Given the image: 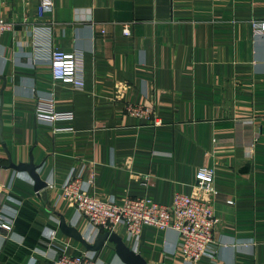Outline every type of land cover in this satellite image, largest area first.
I'll list each match as a JSON object with an SVG mask.
<instances>
[{
	"label": "crops",
	"instance_id": "obj_1",
	"mask_svg": "<svg viewBox=\"0 0 264 264\" xmlns=\"http://www.w3.org/2000/svg\"><path fill=\"white\" fill-rule=\"evenodd\" d=\"M36 6L0 0V17L12 22L0 30V182L12 220L10 232L0 231V264H51L61 248L87 251L58 228L62 216L87 231L58 199L71 167L99 199L169 204L175 192H194L202 166L213 170L219 223L212 257L195 264H264V32L251 25L264 20V0H53L41 21L53 22V48L77 54L82 88L52 79L47 47L32 33ZM118 83L127 86L122 99L113 98ZM38 96H52L72 120L38 121ZM126 104L152 107L161 123L127 114ZM7 153L37 165L47 182L39 194L27 172L5 168ZM114 233L147 264H183L172 229ZM92 252L102 264H126L109 242Z\"/></svg>",
	"mask_w": 264,
	"mask_h": 264
},
{
	"label": "built area",
	"instance_id": "obj_2",
	"mask_svg": "<svg viewBox=\"0 0 264 264\" xmlns=\"http://www.w3.org/2000/svg\"><path fill=\"white\" fill-rule=\"evenodd\" d=\"M53 6V0H37L36 22L32 26L36 46L44 45L45 59L49 62L53 80L69 83L74 88L84 86L83 70L81 62L75 52H64L51 46L50 35L53 22L41 21L44 13ZM252 29L256 32H264V20L251 21ZM12 22L0 17V30L10 29ZM101 32H104L101 29ZM122 34H131L129 22L122 24ZM126 84L118 83L114 86L113 98L122 99L126 90ZM124 110L131 116L151 121L154 125L160 124V120L154 115L152 107L126 104ZM35 116L38 121L53 124L55 121L72 120V111H57L52 96H38L35 106ZM71 127H55L54 131L71 130ZM148 175L142 176L146 183ZM194 192L183 194L175 192L169 204H161L146 196L122 198L119 202L114 200H102L88 193L75 167H71L62 184L58 199H64L82 215L87 222L85 239L89 235L96 236L102 232H115L118 227L125 228L128 236L137 238L145 226L158 229H172L177 233L183 264H195L204 255L212 257L214 250V232L219 219L214 213L213 201L216 194L214 187L213 170L202 166L195 173ZM93 184V175L87 181ZM6 200L5 183L0 182V231L10 232L12 220L4 211ZM232 203L231 199L227 200ZM93 237V238H94ZM54 232L51 233V239ZM61 248V251L51 260V264H102L92 251L80 254H69Z\"/></svg>",
	"mask_w": 264,
	"mask_h": 264
},
{
	"label": "water",
	"instance_id": "obj_3",
	"mask_svg": "<svg viewBox=\"0 0 264 264\" xmlns=\"http://www.w3.org/2000/svg\"><path fill=\"white\" fill-rule=\"evenodd\" d=\"M8 163L5 168H12L16 171H25L28 173L33 181V189L39 194V191L47 186V182L40 179L35 165L31 158L27 162L13 163L7 153ZM45 192H42L44 195ZM58 228L60 231L68 237L80 242L82 246L87 251H98L102 248L105 242H109L113 245V249L116 255L121 259L122 262L126 264H147L145 259L138 253H136L132 248L128 247L123 241L122 237L114 232H102L98 233L94 240L90 243L85 239L82 232L78 231L75 227L67 224L62 216H59Z\"/></svg>",
	"mask_w": 264,
	"mask_h": 264
}]
</instances>
